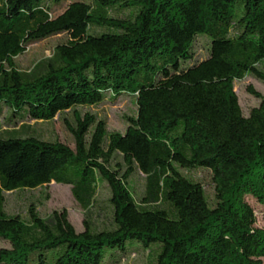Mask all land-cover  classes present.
I'll use <instances>...</instances> for the list:
<instances>
[{"label":"trees","instance_id":"16d2710c","mask_svg":"<svg viewBox=\"0 0 264 264\" xmlns=\"http://www.w3.org/2000/svg\"><path fill=\"white\" fill-rule=\"evenodd\" d=\"M64 33L50 57L19 67L30 45ZM263 61L264 0H0V238L10 244L0 264H49L59 248L54 264L146 252L152 264H263L247 196L264 203V95L249 87L261 102L245 116L234 89L248 74L264 82ZM123 94L138 107L125 132L84 110ZM58 115L75 147L34 125ZM199 170L212 173L213 200ZM53 182L71 186L84 231L66 210L6 209L7 192ZM104 185L111 220L99 227L90 217Z\"/></svg>","mask_w":264,"mask_h":264},{"label":"rangeland","instance_id":"374dc122","mask_svg":"<svg viewBox=\"0 0 264 264\" xmlns=\"http://www.w3.org/2000/svg\"><path fill=\"white\" fill-rule=\"evenodd\" d=\"M68 39L69 36L64 33L34 43L29 46L24 54L18 56L16 61L21 69L29 70L39 60L50 57L56 46L60 43L66 42ZM197 43L199 57L203 58L207 54L208 40L205 37H201ZM261 68L264 69V61ZM250 86L264 95V82L251 74L246 75L243 79L235 80L234 83V89L238 95L239 103L245 116H248L252 109L259 106L261 102L259 98L255 97L250 92ZM84 110L92 111L97 114L99 118L106 119L110 131L125 132L128 127L129 118L136 116L138 107L135 96L123 94L116 100L110 99L97 107H88ZM31 124H34V122H31ZM34 125L39 129L40 134L43 135L44 138L52 140L58 139L75 147L73 135L67 130L66 125L59 115L52 121H40ZM194 175L198 181L204 184L208 196L213 200L215 187L212 173L208 170H199L195 171ZM131 184L136 193H141L144 190L145 184L143 174L135 175ZM109 197V188L105 185L102 186L98 195L99 206L95 207L93 215L90 217L94 224L99 227L107 225L111 220V210L108 201ZM6 198V209L11 213L26 215L30 203L35 202L42 216L46 217L55 211L61 212L66 210L69 214V219L76 230L82 232L85 229L84 221L87 212L74 198L70 185L53 182L48 186L36 189L7 192ZM247 200L255 209L257 217L255 226L264 228V203H260L251 195L247 196ZM8 246H10L9 242L0 238V248ZM151 247H159L158 252L160 251V243H153ZM127 248L129 250L138 251L139 249H143V246L142 243L137 240H129L127 242ZM60 250L61 248L50 250L49 264H54V257ZM111 252L112 249H109L107 258H109ZM32 264H35V261H32ZM121 264H152V262L148 258V252H146L144 254L134 255L133 258L123 261Z\"/></svg>","mask_w":264,"mask_h":264}]
</instances>
